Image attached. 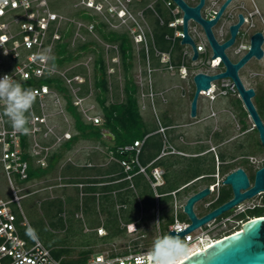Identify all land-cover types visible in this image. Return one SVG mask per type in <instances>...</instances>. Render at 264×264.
<instances>
[{
    "label": "trees",
    "instance_id": "16d2710c",
    "mask_svg": "<svg viewBox=\"0 0 264 264\" xmlns=\"http://www.w3.org/2000/svg\"><path fill=\"white\" fill-rule=\"evenodd\" d=\"M75 15L87 21H93L94 19V17L86 14L81 15L80 12H77ZM147 16L150 19L154 39V42L150 44L152 55L154 54V46L162 51H166L173 45V63L179 67L182 64V54L186 46L181 44L180 38H177L175 42L167 38L168 36H173L174 33V29L168 25V23L174 19L173 15L171 13L167 14L160 1H158L154 4V10H149L147 12ZM95 26L96 31L102 39L110 43H117L119 46L124 79L121 88L123 97L120 99L119 95L113 92V89H119V86L109 79V67L103 48L94 40L86 41L76 47H72L71 40L73 37V28L61 29V39L56 43L54 56L51 62L54 66L64 68L68 66V64L77 61L81 57L82 51H92L95 53L92 87L94 90V99L101 110L103 120L100 124L86 122L82 113L73 104V97L60 77H44L38 80H15L24 88H32L37 85L47 84L60 92L66 101L65 108L71 116L74 126V134L72 137L62 145L61 149L57 150L49 157V162L46 167L35 165L34 159L28 151L29 137L28 135L21 134L24 158L28 161L29 166L25 178L16 176L17 183L26 186V184L34 180L47 177L56 168L66 150L71 149L72 146L81 139L101 144L105 151V158H109V153H112L119 160H129L134 156V152L124 150V148L132 145L136 140L145 138L142 152L139 156L140 162L145 166L153 162L148 167V171L153 167H162L165 170V184L158 188V192L161 196L157 202L155 192L144 174L136 173L134 175L132 182L134 187L132 188L130 181L123 180L125 174L121 164L117 161H109L102 168L94 167L89 169L91 171H75L73 176H83L81 178H65V180L63 178L64 183L73 184V187H75V194L68 193V190L65 188L63 191V198H50L41 202L39 205L36 204L34 197L26 199L25 201L28 208L27 213L31 221H34L35 218L38 219L37 221L35 220V222L47 228L48 233L52 232L50 234L51 236L49 234L47 236L39 234V238L51 249L56 258H62L63 261L68 264L88 263L92 256L94 257L100 254V251H95L92 248L93 245L98 242H109L120 234H123L127 229H131L133 225L149 222L155 219L157 215L159 217L158 226L161 230V234L162 236L166 235L169 231V227L174 223L173 208L175 196L178 197L183 191L189 188L188 193L190 191H192L191 194L197 192L199 189L193 184L198 180L213 179L212 182L209 181L205 186L215 183V178L213 176L216 173L215 155L209 147L199 146L195 148V151L189 152L191 155L169 154L158 158L164 147L165 138L163 134L159 132V124L155 121L146 119L142 113L138 96L139 86L132 75V68L134 66L133 43L127 33L112 31L108 29L107 25L103 22L97 23ZM142 57H145L144 52H142ZM154 62L158 63V60L155 59ZM185 63L191 68L190 62ZM75 71L86 73V69L81 66ZM83 89L84 93H88L90 87L86 84L83 86ZM230 103L236 110L239 116V122L242 124V129L245 131L247 129V118L249 114L244 108L242 100L235 97L230 100ZM254 103L264 120L263 91L256 92ZM34 107L35 113H39L40 108L38 99ZM3 108L4 107H2V112ZM4 118L7 128H12L8 118L6 116H4ZM161 124L165 127H169L166 130V135L169 130L176 127L168 111L164 112ZM106 132L111 133L113 138L106 136ZM214 136L217 139L223 138L220 132H214ZM168 140L170 142L169 138ZM260 145L263 147L261 142ZM177 147L178 148L175 147L177 150L188 153V151H185L184 147ZM239 147L244 148V145L240 144ZM217 157L224 163L227 155L219 153ZM219 167L221 174L224 175L231 169L242 167V165L233 163ZM137 171L138 168L133 170V172ZM61 175L65 177L67 173L62 171ZM93 175L101 177L84 178V176L89 177ZM250 176L254 178V175ZM195 179L198 180L194 181L186 188L179 190L183 185ZM79 183L87 185L80 189L76 186V184ZM113 192L116 193L114 194ZM172 192H175V196ZM232 196V189L228 186L221 185L217 196L211 201L212 203L209 206V210L225 203L231 199ZM25 198L26 197H24V199ZM118 205L120 207H118ZM157 205H159V207H157ZM38 206L39 210H41V216L37 211ZM233 211L234 209L225 213L218 219L228 217ZM77 214L82 215V217L77 218ZM178 215L181 221L189 222L183 210H181ZM263 215L264 205H257L253 209L239 214L237 217L248 220ZM123 224L125 226L122 227ZM101 225L106 229V235L98 236L96 232L94 235L84 233L85 228L97 229ZM239 229H241V226L237 230ZM51 230L64 231L65 235L60 236ZM235 231H231L230 233ZM21 232L23 237L29 240L31 239V233L27 228H22ZM72 242L82 247V249L77 252L76 256H73L75 246H73ZM137 244H135V247ZM134 251L140 252L146 250L135 249ZM125 254H128V252ZM150 264H152V261H150Z\"/></svg>",
    "mask_w": 264,
    "mask_h": 264
},
{
    "label": "built area",
    "instance_id": "2783aa9c",
    "mask_svg": "<svg viewBox=\"0 0 264 264\" xmlns=\"http://www.w3.org/2000/svg\"><path fill=\"white\" fill-rule=\"evenodd\" d=\"M57 1L0 0V78H3L6 74L14 80H38L44 77H60L73 97V104L82 113L84 120L89 123L100 124L103 118L101 115L94 113L93 109L95 106L93 103H90V97L94 94L92 79L90 73L88 74L87 72L88 70L90 71V68L88 67L87 69L83 66L86 69V73H81L75 71L79 66L60 68L54 66L51 62L56 43L61 39L60 30L63 29V26L73 28L72 38H74L78 37L77 35L81 36L82 32L87 34L94 33L96 31L95 25L100 22L111 25L112 28L108 29L112 31L127 33L133 46L138 48L141 57L142 52H144L145 57H142V62L145 65V75L143 76L142 72H140L139 80L138 82L136 81L139 86V97L143 102L148 101V103L154 105L156 96H163V92L157 93L155 91L153 83L155 72L166 70L171 73L178 72L183 78L188 76L189 67L184 62V58L186 55L192 57V50L189 53L188 50L185 51L182 64L179 67L173 63V45L166 51H162L154 46V54L152 55L150 50V44L154 42L152 27H150L146 20L147 15L144 8L140 9L137 7L138 3L142 0H75L72 16H68L63 11L56 9L55 2ZM166 4L174 17L168 23L169 27L174 29V33L173 36H168L167 38L175 42L177 38L182 39L183 37L181 28L183 24V11L172 0H167ZM77 12H80L81 15L92 16L94 19L93 21L82 19L75 15ZM189 33L195 39V36L192 34L193 30H190V28ZM101 42L106 46V54L111 52L112 56H109L111 60L114 63L120 61L118 44L107 42L104 39ZM184 46L191 48L189 44H185ZM249 48L250 41L247 43L243 42L236 52H247ZM197 49L199 53L205 52V45L202 41H199ZM212 55L211 50L208 56H203L195 62L200 63L201 67L194 68L190 65L192 78L199 72L215 74L224 70V67H221V58L217 57L213 59ZM155 59L158 60L156 64L154 62ZM77 65H83V63ZM84 65L88 66L87 63ZM206 65L210 66V70L204 69ZM4 66L6 67L4 68ZM110 73H114V70L110 69ZM217 81L226 82L222 83V88L219 89L216 84ZM86 84L90 87L88 93L83 92V86ZM31 89L35 90L37 94L40 112L35 113V107L33 106L31 123L29 125L32 131L28 135V151L36 165L46 167L48 159L53 152L62 145L63 141L72 137L70 131L63 132L62 134L58 133L57 125L55 124L57 118L62 116L67 124H71L72 120H70L71 117L69 118L65 108L66 101L60 92L47 84L37 85ZM230 91L238 92L232 80L224 78L212 81L211 87L207 91L202 90L200 96L208 97L211 101H214L217 95H226ZM144 106L142 104V107ZM2 107L4 105L0 103V165L10 186L11 197L7 199L0 198V264H68L62 258H56L51 249L30 228V223L22 207V200L26 196L22 193L25 186L18 184L16 180V176H20L21 178L27 176L29 163L24 158L21 134L14 132L12 128H7L6 120L4 115H2ZM158 124L160 127L159 132L165 138L164 147L158 158L169 154L183 155V152L177 150L169 142L166 135V130L169 127L163 126L159 118ZM144 141L145 138L136 140L132 145L124 148V150L134 152V156L131 159L119 160L112 153H109V160L117 161L121 164L125 174L123 180L130 181L132 188L134 187L132 183L134 175L136 173L144 174L149 180L158 202L161 196L158 188L165 184V170L157 166L148 171V167L153 162L147 166L141 164L139 156L142 152ZM219 166L220 161L217 157V172L214 174L217 181L209 185L212 192L216 188L219 191L220 186L223 185L221 183L222 179L238 168H233L222 175ZM135 168H138L137 172H133ZM198 179L183 185L179 190L186 188ZM86 185L84 183L76 184L80 189ZM60 186H73V184L61 183ZM113 193L115 194L116 192ZM172 194L175 196V192H172ZM252 200L253 198L243 201L235 209L238 210L239 214L253 209L257 204L253 203ZM118 207L120 206L118 205ZM175 207L174 223L169 227V230L180 232L189 223L181 221L179 218L176 196ZM77 216L82 217L80 214H77ZM157 218L159 220L158 215ZM217 219L186 234L184 238L188 244H201L204 235L212 229L210 224ZM228 219V217H225V220ZM207 226H210V228L207 229ZM22 228H27L30 231V240L23 237ZM97 231L100 236L107 233L103 225L99 226ZM160 236H162L161 233ZM149 252L134 251L125 256L117 257H105L99 254L86 264L150 263L151 257L148 255Z\"/></svg>",
    "mask_w": 264,
    "mask_h": 264
},
{
    "label": "rangeland",
    "instance_id": "374dc122",
    "mask_svg": "<svg viewBox=\"0 0 264 264\" xmlns=\"http://www.w3.org/2000/svg\"><path fill=\"white\" fill-rule=\"evenodd\" d=\"M154 1V0H152ZM167 1V0H165ZM256 3V7L260 10L262 15L261 21L263 31H264V0H254ZM75 0H58L55 2L56 9L63 11L68 16H72L73 4ZM160 3L164 5V0H160ZM137 7H141V5H137ZM255 7V8H256ZM167 14L170 13V10L165 8ZM138 9V8H135ZM154 10V9H152ZM146 20L151 27L150 19L146 16ZM63 28H68V26H63ZM107 28H112L111 25H107ZM125 28V27H122ZM193 30V35L197 36V31L195 28H190ZM78 37H74L71 40L72 47H76L77 45L94 40L100 45L105 54V58L108 64V74L109 79L116 84H118L119 89H113L114 94L119 95L120 99H122V86H123V68L121 64V60L117 63H114L111 60V52L106 54V46L103 45L101 42V36L97 31L94 33H83L81 36L77 35ZM198 38V36H197ZM204 43L205 38L204 36L199 37ZM198 38V39H199ZM200 41V40H199ZM244 41V38L240 39V43ZM207 45V44H206ZM264 49V44H263ZM188 50V53L192 50V48H184L183 54L185 51ZM193 52V51H192ZM81 57L73 62L68 64L67 67H88V74L90 73L91 79L93 75V60L95 59V53L92 51L81 52ZM110 56V57H109ZM193 56V53H192ZM208 56V55H207ZM183 59V56H182ZM197 60H193L192 57L186 55L184 58V62H190L189 64L194 67H201L200 63H195ZM83 65H77V64ZM85 63L88 66L84 65ZM156 64V63H155ZM159 65V64H157ZM6 66H4L5 68ZM83 67V68H84ZM78 68V67H77ZM193 68V69H194ZM110 69L114 70V73H110ZM205 70H210V66L206 65L204 67ZM77 70V69H76ZM142 72L143 76L145 75V65L142 62V57L140 56V52L138 48L134 47V66L132 68V75L134 76L135 80L138 82L139 74ZM188 76L183 78L179 75L178 72L171 73L166 70L157 71L154 74V88L157 93L163 92V96L157 95L155 98L154 105L148 103V101L143 102L139 97V102L141 105L142 113L146 119L155 121L158 123L159 120L162 121L163 115L165 111H170V117L173 120V124L176 126L173 129L169 130L167 133L168 138L173 146L178 148L177 146H182L185 148V151L188 153L183 152V155H191L189 152L195 151V148L199 146H206L209 147L212 153L215 155V162H216V172H217V155L219 153H224L227 155L226 161L222 163L220 161V166L227 164H241L242 167L247 171L249 175H254L258 168L264 165V147L260 145L259 134L256 130H254L253 122L250 117L247 118V129L244 131L242 129V124L239 122V116L231 105L230 100L235 97H239L238 92L230 91L226 95H217L214 101H211L208 97L200 96L198 100V113L196 117L190 116V104L192 100V94L194 93V84L192 78V70L189 68ZM241 79L243 80L245 86L247 88L252 87L257 91L264 92V57L260 60H251L246 66H244L239 72ZM226 81H217V87L222 88V83ZM218 89V92H219ZM139 96V95H138ZM255 101V98H253ZM90 103L94 104V113L99 114L102 116L101 110L94 99L93 96L90 97ZM142 104L145 105L142 107ZM244 106V105H243ZM49 107V106H48ZM72 120V118H70ZM64 119L62 116L57 118L55 124L57 125L58 133L62 134V130L65 129ZM68 125V124H67ZM214 132H220L223 135L222 139H217L214 136ZM53 140V139H52ZM46 141V140H45ZM85 145L92 146V143H84ZM243 144L244 148H240L239 145ZM86 150V149H85ZM87 150L95 151L96 149L88 148ZM98 152V151H96ZM94 154V153H93ZM101 154V153H99ZM99 160V157H97ZM216 174V173H215ZM214 176V175H213ZM213 178V177H210ZM215 182L217 181L216 177ZM65 180V178H64ZM63 177L60 176L59 171H56L54 174L49 175L41 180H37L26 184L23 194H25L26 198L22 200V207L27 216V219L30 223V228L33 232L38 236L41 234L42 236L50 235L52 232H47V228L42 226L41 224L35 222L38 219L35 218L34 221L28 216L27 213V205L26 199L31 197L35 198L36 204H40L41 202L50 199V198H63V191L66 188L68 193L75 194V190L73 186H60L61 183H64ZM212 182V180H198L193 185L197 186V189H201L205 187L206 183ZM251 181L253 178L251 177ZM229 187V186H228ZM190 189V188H189ZM183 191L181 195L177 197L178 202V212L183 210V205L185 204L186 199L192 193L188 190ZM218 193V189L216 188L208 197L203 199L202 201L195 204V211L200 216L208 212L210 208H207L209 202H211ZM11 191L10 186L6 177L3 174V170L0 165V198H10ZM253 203L257 205H264V193H261L252 200ZM175 200H174V211H175ZM38 214L41 216V210H39L38 206ZM239 215L238 210L234 209V211L228 216V220L225 218L217 219L213 223L210 224L211 228L207 231V234L204 235L205 241L198 244L203 246L205 242H209L212 240H217V238L230 233L231 231L237 230L243 222L244 219H240L237 216ZM78 218V216H77ZM187 218V217H186ZM187 220V219H186ZM158 218L150 220L149 222L141 223L139 225H133L131 229H127L123 234H120L118 237L114 238L109 242H98L97 244L93 245V249L95 251H100V254L104 255L105 257H117V256H125L126 252L131 253L134 252L135 249L150 251L152 248L153 241L159 237L161 230L158 226ZM125 226L124 224L122 227ZM207 226L206 228H210ZM54 233L64 236V231H55L51 230ZM95 232L98 234L97 229L95 228H88L84 230V233L94 235ZM47 233V234H46ZM51 236V235H50ZM39 237V236H38ZM75 239V238H74ZM73 241V240H72ZM75 242H72V244ZM138 243V244H137ZM135 244L137 246L135 247ZM75 246V251L73 256L77 255V252L82 249V247ZM93 256L90 258V260ZM152 261V259L150 258Z\"/></svg>",
    "mask_w": 264,
    "mask_h": 264
},
{
    "label": "water",
    "instance_id": "95a60500",
    "mask_svg": "<svg viewBox=\"0 0 264 264\" xmlns=\"http://www.w3.org/2000/svg\"><path fill=\"white\" fill-rule=\"evenodd\" d=\"M183 11L182 31L183 37L181 43L183 45H191L195 61L199 57V52L194 39L189 33V19L200 22L207 36L209 45L212 50V57H220L224 70L215 74H207L199 72L193 77L194 94L190 104V115L196 117L198 113V100L201 91H207L211 87V82L230 78L237 88L240 99L244 108L249 114L253 122V127L259 134L260 142L264 147V120L254 103L253 98L256 96V90L252 87L247 88L241 79L239 71L247 64V62L255 56L257 59L264 57V34L256 32L251 36L249 50L236 62H233L225 53V49L231 46L236 39L237 32L244 18L239 14V22L231 28L230 37L224 43H219L213 34L211 28L231 0H226L216 17L212 20H204L200 16V9L205 0H200L197 6H190L184 0H172ZM111 136H113L110 133ZM225 186L232 189V198L225 203L209 210L200 217L195 211V204L208 197L212 190L209 186H205L197 192L191 194L183 205V212L186 214L189 224L179 233L183 238L186 234L202 227L211 221L221 217L225 213L235 209L237 205L247 199H251L261 193H264V165L257 169L253 183L250 182L249 175L243 167H238L234 171L227 174L221 181ZM176 230H169L167 234L176 235ZM136 264V263H135ZM149 264V263H144ZM181 264H264V215L248 219L241 225V229L224 235L215 240L212 244L203 250L195 251L181 261Z\"/></svg>",
    "mask_w": 264,
    "mask_h": 264
},
{
    "label": "flooded vegetation",
    "instance_id": "af4514ba",
    "mask_svg": "<svg viewBox=\"0 0 264 264\" xmlns=\"http://www.w3.org/2000/svg\"><path fill=\"white\" fill-rule=\"evenodd\" d=\"M158 1H160V0H155L152 2H149V0H142L140 3H138V5L139 4L141 5V7H139L140 9L144 8V11L147 15V12L149 10L154 9V4H155V2H158ZM184 1L192 7L197 6L200 3V0H184ZM225 2H226V0H205L203 6L200 9V16L204 20L214 19ZM162 6L169 9L165 0H164V5H162ZM256 6L257 5H256L254 0H231L229 2V4L226 6V8L224 9V11L222 12V14L219 17V19L217 20V22L211 26V28L213 30V34H214L215 38L217 39V41L220 44L224 43L230 37L229 28H231V26H233L239 22V20H240L239 14H242L244 21L239 27L235 42L231 46H229L225 49V53L229 56V58L233 62H236L237 60H239L246 53L244 51L236 52V50L239 49L241 43H243V42L247 43L248 41H250L251 36L256 32L260 31V32H263V34H264L263 29H261V28H263L262 21H261L262 15L260 13V10ZM181 28H182V25H181ZM188 28H195L197 31L196 34H197L198 38L200 36H204V38L206 39L205 40L206 43H204L200 38L198 39L197 36L194 39L196 46L198 45L199 40L202 41L205 45V52L199 53L198 59L203 57V56L209 55V53L211 52V47L209 45L207 36H206L205 31L203 29L204 28L203 25L200 22L191 18V19H189ZM242 38H244V41H242L240 43V39H242ZM253 59L254 60H260V59H257L255 56H253L247 62V64ZM221 67H224L223 64ZM254 130H255V128H254ZM249 179H250V182L253 183L254 178H253V181H251V176L249 175ZM211 203L212 202L208 203L209 205L207 206V208H209ZM245 221H247V220H245Z\"/></svg>",
    "mask_w": 264,
    "mask_h": 264
},
{
    "label": "clouds",
    "instance_id": "9594fccd",
    "mask_svg": "<svg viewBox=\"0 0 264 264\" xmlns=\"http://www.w3.org/2000/svg\"><path fill=\"white\" fill-rule=\"evenodd\" d=\"M36 100L35 90L24 88L7 74L0 78V103L4 105L2 115L8 118L14 132L31 134L29 125ZM175 233V236L166 234L153 241L148 253L152 264H181V261L188 256L190 245L178 231Z\"/></svg>",
    "mask_w": 264,
    "mask_h": 264
},
{
    "label": "crops",
    "instance_id": "0c3cea01",
    "mask_svg": "<svg viewBox=\"0 0 264 264\" xmlns=\"http://www.w3.org/2000/svg\"><path fill=\"white\" fill-rule=\"evenodd\" d=\"M149 2H152V0H149ZM170 114H171V112L169 111V115ZM70 117L71 116L69 115V118ZM64 127H65V129L62 130V133L66 132V131H70L72 135L74 134L73 121L71 124H68V125L65 124ZM105 135L113 138V136H111L109 132H106ZM66 141L67 140L63 141L62 145ZM85 142L90 143L91 141L81 139L78 142H76L72 146L71 149L66 150L63 157L58 162L56 168L49 175H52L56 171H59L60 176L63 177L61 175V172L65 171L67 173V175H65V177H63V178H74L75 176H73V175H74L75 171H77V170H79V171L80 170L91 171L89 169L94 168V167L102 168L110 161L108 157L105 158V155H104L105 151H104V148L101 144L96 143V142H91L92 146H88V145L84 144ZM62 145H60V147H58L57 150L61 149ZM87 147L90 149L93 148L96 150L91 152V150H87ZM57 150H55L54 152H56ZM96 151H98V152H96ZM99 153H101V154H99ZM97 157H99V160H97ZM36 166H38V165H36ZM81 177H83V176H76L75 178H81ZM91 177L99 178L101 176H94V175L89 176V177L84 176V178H91ZM39 180H41V179H39ZM34 181H37V180H34ZM34 181H32V182H34Z\"/></svg>",
    "mask_w": 264,
    "mask_h": 264
},
{
    "label": "bare ground",
    "instance_id": "6f19581e",
    "mask_svg": "<svg viewBox=\"0 0 264 264\" xmlns=\"http://www.w3.org/2000/svg\"><path fill=\"white\" fill-rule=\"evenodd\" d=\"M205 241V239H203L202 240V242H204ZM213 242H215V240H212V241H209V242H205L204 244H202L203 246H200V245H198L197 243L196 244H194V243H192V244H189L190 245V250H189V254H188V256L190 255V254H192V253H194L195 251H199V250H203L204 248H206L207 246H209L210 244H212ZM187 257V256H186ZM185 257V258H186ZM184 258V259H185ZM150 264V263H149Z\"/></svg>",
    "mask_w": 264,
    "mask_h": 264
}]
</instances>
